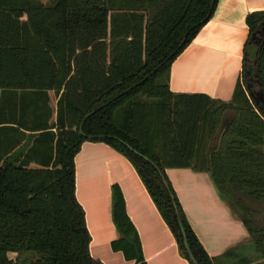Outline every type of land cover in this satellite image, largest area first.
<instances>
[{
  "label": "trees",
  "instance_id": "1",
  "mask_svg": "<svg viewBox=\"0 0 264 264\" xmlns=\"http://www.w3.org/2000/svg\"><path fill=\"white\" fill-rule=\"evenodd\" d=\"M216 2L0 0V91L11 95L0 104V264H102L90 255L85 213L75 196L74 157L86 141L105 143L131 163L189 264L171 197L196 262L215 261L189 227L165 170L208 173L250 237L224 258L264 264L258 219L264 220V208L255 206H264V111L248 95L244 65L228 102L169 90L171 64ZM262 22L264 11L246 18L244 62L246 56L256 61L264 94V33L249 44ZM47 92L58 96L54 125ZM18 128L38 135L26 153L8 159L24 138ZM9 131L16 135L6 145L2 139ZM125 144L158 167L169 189ZM112 221L118 238L111 249L146 264L117 187ZM247 248L255 260L239 257Z\"/></svg>",
  "mask_w": 264,
  "mask_h": 264
},
{
  "label": "crops",
  "instance_id": "2",
  "mask_svg": "<svg viewBox=\"0 0 264 264\" xmlns=\"http://www.w3.org/2000/svg\"><path fill=\"white\" fill-rule=\"evenodd\" d=\"M263 11L264 0H217L210 19L171 64L170 92L230 101L236 85L242 82L244 48L249 38L246 18ZM10 96L0 91V104L3 97L5 100ZM47 96L51 110L49 125H54L58 96L54 92H47ZM17 134L24 138L8 159L26 153L38 135L21 128ZM15 135L14 131H9L2 140L10 145ZM74 166L75 196L85 213L93 259L102 264H135L111 249V243L118 238L112 221V189L117 187L125 212L137 232L145 263L189 264L180 255L171 230L134 167L123 155L105 143L86 141L74 157ZM30 167L36 166L31 164ZM165 175L189 227L208 257L215 264L233 263L223 255L248 245L249 233L219 198L210 175L188 168L167 169ZM241 256L254 258L255 253L247 248L240 251Z\"/></svg>",
  "mask_w": 264,
  "mask_h": 264
},
{
  "label": "water",
  "instance_id": "3",
  "mask_svg": "<svg viewBox=\"0 0 264 264\" xmlns=\"http://www.w3.org/2000/svg\"><path fill=\"white\" fill-rule=\"evenodd\" d=\"M212 6L214 5V0H212ZM209 16L206 17V19ZM205 19V20H206ZM204 22V21H203ZM261 31H263L264 33V22L261 23V30L257 29L251 36V41L249 44H251V42L256 38H258V35H262ZM185 37L183 38L181 44L184 42ZM257 44V42H256ZM256 61L250 58H245V62H244V79H245V83H246V89L248 92L249 97L252 99V101L255 103L256 106H258L261 110L264 111V94L260 89V82L258 80V75H257V70L255 67ZM259 88V89H258ZM92 114V113H91ZM87 115L83 121L82 124L80 126V132L82 130V125L85 122V120L91 115ZM108 138H113V137H108ZM116 139V138H114ZM118 140V139H117ZM120 141V140H119ZM122 143V141H120ZM125 146L135 155H137L139 158L143 159L144 161H146L147 163H149L154 169H156L158 171V173L160 174V178L163 182V185L166 189H169V186L165 180V178L163 177V175L160 173L158 167L147 157H145L144 155L140 154L139 152H137L136 150H134L132 147H130L129 145L125 144ZM172 199V203H173V207L175 209V215H176V223L177 226L180 230L182 239H183V246H184V250L188 256L189 261L191 262V264H198L194 258V256L191 253L188 241H187V236L185 233V229L183 227V223L181 220V217L179 215V212L177 211V206L174 202L173 197H171Z\"/></svg>",
  "mask_w": 264,
  "mask_h": 264
},
{
  "label": "rangeland",
  "instance_id": "4",
  "mask_svg": "<svg viewBox=\"0 0 264 264\" xmlns=\"http://www.w3.org/2000/svg\"><path fill=\"white\" fill-rule=\"evenodd\" d=\"M255 206L257 207L258 210H262L263 207H264V206H260L259 204H255ZM258 219L262 221L263 226H264V220H263L262 215H259V216H258ZM9 256H10L11 258H15L16 255L13 254V253H11ZM255 257H256V255H255ZM255 257H254V258L251 257V258H249V259H250V260H255Z\"/></svg>",
  "mask_w": 264,
  "mask_h": 264
},
{
  "label": "flooded vegetation",
  "instance_id": "5",
  "mask_svg": "<svg viewBox=\"0 0 264 264\" xmlns=\"http://www.w3.org/2000/svg\"><path fill=\"white\" fill-rule=\"evenodd\" d=\"M262 33H263V31H261V34H262ZM256 42H258V41H257V39L255 38V39L252 41V44H253V45H256Z\"/></svg>",
  "mask_w": 264,
  "mask_h": 264
}]
</instances>
